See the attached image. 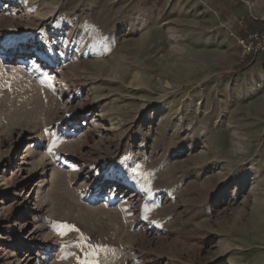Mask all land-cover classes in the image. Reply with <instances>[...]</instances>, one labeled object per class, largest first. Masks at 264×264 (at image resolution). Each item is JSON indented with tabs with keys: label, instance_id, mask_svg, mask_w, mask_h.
<instances>
[{
	"label": "rangeland",
	"instance_id": "374dc122",
	"mask_svg": "<svg viewBox=\"0 0 264 264\" xmlns=\"http://www.w3.org/2000/svg\"><path fill=\"white\" fill-rule=\"evenodd\" d=\"M257 25L264 0H0V264H264Z\"/></svg>",
	"mask_w": 264,
	"mask_h": 264
},
{
	"label": "built area",
	"instance_id": "2783aa9c",
	"mask_svg": "<svg viewBox=\"0 0 264 264\" xmlns=\"http://www.w3.org/2000/svg\"><path fill=\"white\" fill-rule=\"evenodd\" d=\"M256 20L257 17H254ZM237 42L240 45L243 55H264V27L257 25L252 30L238 35Z\"/></svg>",
	"mask_w": 264,
	"mask_h": 264
},
{
	"label": "snow or ice",
	"instance_id": "6c2138e0",
	"mask_svg": "<svg viewBox=\"0 0 264 264\" xmlns=\"http://www.w3.org/2000/svg\"><path fill=\"white\" fill-rule=\"evenodd\" d=\"M57 146V141H53L52 147ZM49 151H52V148L49 149ZM100 246H96L95 248L92 245H88V249H85L86 251L91 250V259H85L83 261V264H99V260L97 258V251L96 249L99 248Z\"/></svg>",
	"mask_w": 264,
	"mask_h": 264
},
{
	"label": "bare ground",
	"instance_id": "6f19581e",
	"mask_svg": "<svg viewBox=\"0 0 264 264\" xmlns=\"http://www.w3.org/2000/svg\"><path fill=\"white\" fill-rule=\"evenodd\" d=\"M23 66H16V68H22Z\"/></svg>",
	"mask_w": 264,
	"mask_h": 264
}]
</instances>
